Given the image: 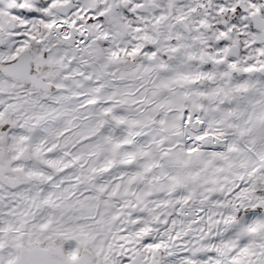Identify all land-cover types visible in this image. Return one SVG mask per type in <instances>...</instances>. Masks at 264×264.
<instances>
[{
  "label": "snow or ice",
  "instance_id": "6c2138e0",
  "mask_svg": "<svg viewBox=\"0 0 264 264\" xmlns=\"http://www.w3.org/2000/svg\"><path fill=\"white\" fill-rule=\"evenodd\" d=\"M0 264H264V0H0Z\"/></svg>",
  "mask_w": 264,
  "mask_h": 264
}]
</instances>
